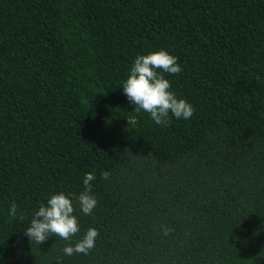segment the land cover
Listing matches in <instances>:
<instances>
[{
	"label": "trees",
	"instance_id": "obj_1",
	"mask_svg": "<svg viewBox=\"0 0 264 264\" xmlns=\"http://www.w3.org/2000/svg\"><path fill=\"white\" fill-rule=\"evenodd\" d=\"M159 50L188 120L157 125L123 93ZM85 173L97 207L76 206L72 241L93 227L95 247L29 240ZM0 264H264V0H0Z\"/></svg>",
	"mask_w": 264,
	"mask_h": 264
},
{
	"label": "clouds",
	"instance_id": "obj_2",
	"mask_svg": "<svg viewBox=\"0 0 264 264\" xmlns=\"http://www.w3.org/2000/svg\"><path fill=\"white\" fill-rule=\"evenodd\" d=\"M178 58L164 50L148 52L146 55H137L129 69L127 78L122 83L124 95L136 107L135 112L141 111L150 115L157 125H167L169 117L175 119H190L195 109L187 100L178 98L171 91V84L165 78L166 74H180L181 66ZM110 173L101 172V178L107 180ZM94 173H85L83 178L84 190L75 196V204L71 194L63 191L49 194L46 203H41L34 211L33 217L24 235L37 245L47 242L49 237L58 236L68 241L62 249L64 255H88L95 247V241L100 233L97 229L89 227L83 236L76 241L72 237L80 233L79 220L75 215L76 206L84 215H90L97 207V199L92 194L91 182L95 180ZM18 206L13 203L9 208V215L15 218ZM20 219L25 218L23 212L19 213ZM167 236L171 229H162Z\"/></svg>",
	"mask_w": 264,
	"mask_h": 264
}]
</instances>
